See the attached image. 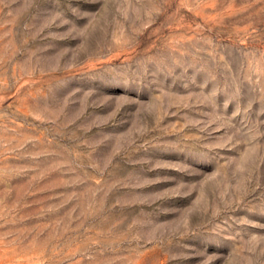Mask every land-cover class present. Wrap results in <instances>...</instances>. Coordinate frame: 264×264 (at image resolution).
<instances>
[{"label":"rangeland","instance_id":"374dc122","mask_svg":"<svg viewBox=\"0 0 264 264\" xmlns=\"http://www.w3.org/2000/svg\"><path fill=\"white\" fill-rule=\"evenodd\" d=\"M0 264H264V0H0Z\"/></svg>","mask_w":264,"mask_h":264}]
</instances>
